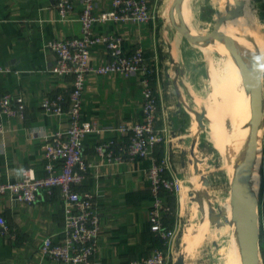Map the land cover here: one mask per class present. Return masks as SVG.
Here are the masks:
<instances>
[{"label":"crops","instance_id":"0c3cea01","mask_svg":"<svg viewBox=\"0 0 264 264\" xmlns=\"http://www.w3.org/2000/svg\"><path fill=\"white\" fill-rule=\"evenodd\" d=\"M156 8L159 0H151ZM264 5V4H263ZM79 4L69 20L59 19L55 0H0V95L23 94L27 108L24 117L3 115L5 132L0 137V180L20 179L22 172L33 168L44 173L46 137L70 125L67 113L56 115L42 108L45 98L61 94L69 98L73 77L55 75L57 57L46 45L54 39L79 36ZM112 9V0H96V12ZM159 19L141 24L98 21L97 36L121 34L126 49L142 47L155 65L158 58ZM92 63L108 61L106 45L91 48ZM264 81V57H263ZM143 76L90 74L83 95L82 117L102 127H116L142 115ZM159 83L155 79V85ZM158 87H160L158 85ZM157 91V90H156ZM264 102V98H263ZM66 105V103H65ZM161 116V111L159 112ZM159 124L163 126L162 120ZM118 136L105 130L85 136L84 155L91 168L81 188L90 190L101 212V234L95 264H127L148 256L161 243L150 228L153 203L148 169L151 158L134 162L103 163L96 145ZM261 169L259 174L260 263L264 264V116L259 130ZM171 153L167 145L158 146L157 157ZM172 156V154H171ZM0 214L8 230L0 234V264H62L41 255L46 236L55 241L63 237L64 211L59 190L45 194L32 205L14 203L8 195L0 198ZM258 214V211H257ZM258 230V228H257Z\"/></svg>","mask_w":264,"mask_h":264},{"label":"built area","instance_id":"2783aa9c","mask_svg":"<svg viewBox=\"0 0 264 264\" xmlns=\"http://www.w3.org/2000/svg\"><path fill=\"white\" fill-rule=\"evenodd\" d=\"M55 2L61 21L69 20L79 4L82 8L78 19L81 23L80 35L54 39L46 45L57 57L52 72L55 75H71L73 82L68 99L61 94L49 96L44 99L42 108L56 115L67 113L70 125L65 130L45 135L44 173L38 176L33 168H27L20 179L0 180V198L8 195L14 203L32 205L43 195H52L59 190L65 215L63 237L55 241L52 235L46 236L40 248L41 255L62 264H95L101 234V212L95 195L81 188L91 168L85 159L83 139L92 132L113 131L118 136L97 144L96 152L103 163L151 158L152 164L148 169L153 196L150 228L167 247H157L148 256L130 260L127 264H165L177 237L176 228L168 224L173 213L169 195L180 192L181 178L169 151L161 157L155 155L158 146L168 141L166 127L159 125V97L152 81L155 68L142 47L126 49L121 34L97 36L93 31L98 21L155 22L158 19L156 5L151 0H112V9L96 12V0ZM96 43L106 45L109 53L108 61L99 65L92 63L91 48ZM1 71L4 69L0 67ZM114 73L126 77L143 76L140 120L125 121L116 127H102L94 121L84 120L83 95L88 76ZM26 108L23 94L0 95V137L5 132L2 116L24 117ZM261 224L264 231V219ZM7 230V221L0 214V234Z\"/></svg>","mask_w":264,"mask_h":264},{"label":"rangeland","instance_id":"374dc122","mask_svg":"<svg viewBox=\"0 0 264 264\" xmlns=\"http://www.w3.org/2000/svg\"><path fill=\"white\" fill-rule=\"evenodd\" d=\"M228 1L188 0L197 32L213 31L218 17L230 7ZM248 1L246 13L255 23L260 41L256 53L263 62L264 0ZM174 2L158 1V58L152 76L160 121L168 135L165 145L181 178L180 192L170 195L173 213L168 224L176 228L177 237L165 264H242L243 246L221 214L226 215L235 204L236 180L228 175L226 159L216 148L211 131L213 121L229 123L234 116L231 87L215 78L231 62L217 51L190 43L173 27L170 11ZM242 78L244 87H250L248 77L242 74ZM257 179L259 185V175ZM160 247L167 249L163 244Z\"/></svg>","mask_w":264,"mask_h":264},{"label":"bare ground","instance_id":"6f19581e","mask_svg":"<svg viewBox=\"0 0 264 264\" xmlns=\"http://www.w3.org/2000/svg\"><path fill=\"white\" fill-rule=\"evenodd\" d=\"M245 1L244 15L236 17L230 24L223 29L221 34L215 40L209 41V43L202 47L204 50L210 49L220 52L222 57H226L231 62V66L226 67L224 74L216 76V80L220 81L226 86L231 87V98L233 101L234 116L229 123L222 122L220 120L213 121L211 131L213 132V141L226 159L225 164L227 167L228 175L231 179L237 180L243 171L246 164V150L250 141V126L249 121L251 118V93L247 87H244L242 83V74L247 73L248 68L245 66L242 70L236 65L233 59L228 54L225 47H223L219 39L227 34L233 35V42L241 49H246V56L244 59L253 65H260L263 70L262 60L256 53L260 41L255 31L254 24L248 20L246 8L249 4L248 0ZM251 2V1H250ZM230 6H234V0H229ZM251 4V3H250ZM250 6V5H249ZM225 9V7H224ZM184 19L193 33H197V30L193 27L190 20V5L188 0L184 2ZM225 12V11H224ZM252 12V11H251ZM250 13V11H249ZM219 18V17H218ZM254 21V19H253ZM259 25V24H258ZM263 42V41H262ZM244 47V48H243ZM250 53H255L257 56H251ZM220 73V72H219ZM222 155V156H223ZM222 160V159H221ZM224 161V160H223ZM224 164V163H223ZM261 157H260V142L257 151V156L252 170L250 186L252 195L249 203V211L247 215L248 223L251 226L252 231L257 232L258 228V214H257V196L259 191L258 175L260 174ZM238 181V180H237ZM234 183V182H233ZM227 216L222 212L221 214L228 222L234 217V205H231L226 212Z\"/></svg>","mask_w":264,"mask_h":264},{"label":"water","instance_id":"95a60500","mask_svg":"<svg viewBox=\"0 0 264 264\" xmlns=\"http://www.w3.org/2000/svg\"><path fill=\"white\" fill-rule=\"evenodd\" d=\"M184 2L185 0H175L170 11L171 23L173 27L190 43L196 44L200 47H204L209 41L218 38L223 29L227 27L233 19L244 15L245 1L235 0L234 6H230L227 11L217 19L213 31L208 34L199 32L193 33L184 19ZM233 40V35L227 34L219 39V42L225 47L230 57L241 70L247 66L248 71L243 75L248 77L250 81V87L247 88H250L252 99L250 103L251 118L249 121L250 141L248 150H246V164L237 179L238 181L236 180L235 182L234 217L232 220H228V222L231 228L235 230L240 243L243 246L242 264H259L261 260L259 238L260 223L258 221V231L254 232L252 231L246 217L248 215L249 203L252 195L250 180L260 142L259 130L264 116L263 70L259 64L253 65L248 63L244 59V56L247 55V50L244 47V49L238 47L234 44ZM250 55L253 57L257 56L255 53H250ZM257 208L259 220V195L257 198Z\"/></svg>","mask_w":264,"mask_h":264},{"label":"trees","instance_id":"16d2710c","mask_svg":"<svg viewBox=\"0 0 264 264\" xmlns=\"http://www.w3.org/2000/svg\"><path fill=\"white\" fill-rule=\"evenodd\" d=\"M169 200H170V195H169ZM171 201V200H170ZM161 242V241H160ZM162 244V242L159 244V247H160V245Z\"/></svg>","mask_w":264,"mask_h":264}]
</instances>
